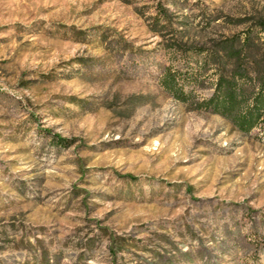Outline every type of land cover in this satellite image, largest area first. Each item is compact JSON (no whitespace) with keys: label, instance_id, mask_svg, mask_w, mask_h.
<instances>
[{"label":"rangeland","instance_id":"374dc122","mask_svg":"<svg viewBox=\"0 0 264 264\" xmlns=\"http://www.w3.org/2000/svg\"><path fill=\"white\" fill-rule=\"evenodd\" d=\"M260 22L264 0H0V264H264V117L194 107L264 76V33L224 43ZM166 71L197 74L190 102Z\"/></svg>","mask_w":264,"mask_h":264},{"label":"trees","instance_id":"16d2710c","mask_svg":"<svg viewBox=\"0 0 264 264\" xmlns=\"http://www.w3.org/2000/svg\"><path fill=\"white\" fill-rule=\"evenodd\" d=\"M253 31L264 33V23L251 26L241 40L239 36L234 35L224 43H229L233 47L242 43L243 48L248 47L252 43ZM191 76L195 78L166 71L161 85L176 101L188 103L192 93L184 91L182 81L197 79V74L193 73ZM194 105L196 110L220 116L230 122L238 132L248 134L261 124L264 117V76L250 79L244 72L236 70H233L228 77L218 75L211 97ZM58 143L60 142H55L56 145Z\"/></svg>","mask_w":264,"mask_h":264}]
</instances>
